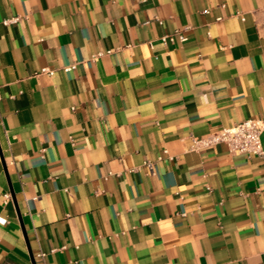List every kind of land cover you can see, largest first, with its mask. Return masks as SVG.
<instances>
[{
    "label": "crops",
    "instance_id": "crops-1",
    "mask_svg": "<svg viewBox=\"0 0 264 264\" xmlns=\"http://www.w3.org/2000/svg\"><path fill=\"white\" fill-rule=\"evenodd\" d=\"M248 118L264 0H0V264H264Z\"/></svg>",
    "mask_w": 264,
    "mask_h": 264
},
{
    "label": "built area",
    "instance_id": "built-area-1",
    "mask_svg": "<svg viewBox=\"0 0 264 264\" xmlns=\"http://www.w3.org/2000/svg\"><path fill=\"white\" fill-rule=\"evenodd\" d=\"M243 18V17H242ZM220 19V18H219ZM20 16H12L4 19V24L17 23ZM177 37L181 42L187 40V35L182 30H177L175 33L165 35L163 41L167 38L172 40ZM74 65L66 66L65 70L70 71ZM41 73L53 75L55 71L48 67L41 69ZM264 133V119L261 118H248L232 126L221 127L215 131L208 133L202 137H193L190 145V150L199 151L201 149L213 147L217 144H224L228 147L231 153H246L248 155L264 156V145L262 135ZM146 165L150 171L153 172V164L147 161ZM10 199V194H5V200ZM3 220V219H2ZM5 221V219L3 220ZM45 253H40L39 256L43 257Z\"/></svg>",
    "mask_w": 264,
    "mask_h": 264
},
{
    "label": "water",
    "instance_id": "water-1",
    "mask_svg": "<svg viewBox=\"0 0 264 264\" xmlns=\"http://www.w3.org/2000/svg\"><path fill=\"white\" fill-rule=\"evenodd\" d=\"M35 264V263H34Z\"/></svg>",
    "mask_w": 264,
    "mask_h": 264
}]
</instances>
